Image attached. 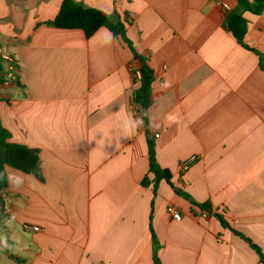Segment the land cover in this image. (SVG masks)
Listing matches in <instances>:
<instances>
[{
	"label": "crops",
	"instance_id": "0c3cea01",
	"mask_svg": "<svg viewBox=\"0 0 264 264\" xmlns=\"http://www.w3.org/2000/svg\"><path fill=\"white\" fill-rule=\"evenodd\" d=\"M63 1L0 0V47L17 60L20 83L0 84V121L9 142L40 151L39 176L6 168L0 246L14 256L6 257L18 264H155L152 218L161 264H263L244 239L203 217L165 181L156 195L142 186L153 178L144 123L131 132L123 127L142 120L132 52L105 27L87 39L81 30L46 26ZM75 1L117 12L148 59L150 130L174 187L264 253V13H244V43L253 52L228 31L216 0ZM170 114L178 120L170 122ZM170 205L182 220L168 215Z\"/></svg>",
	"mask_w": 264,
	"mask_h": 264
},
{
	"label": "trees",
	"instance_id": "16d2710c",
	"mask_svg": "<svg viewBox=\"0 0 264 264\" xmlns=\"http://www.w3.org/2000/svg\"><path fill=\"white\" fill-rule=\"evenodd\" d=\"M235 1L237 2L236 7L226 14V26L228 31L240 45L250 51L256 52V50L250 48L244 43L248 26L244 13L250 12L254 15L263 14L264 0ZM46 26L63 30H81L87 39L91 38L100 28L105 27L114 35V37L120 38L127 44L132 52V67L135 66L136 70L141 75L140 80H137L134 77V71H132L134 83H139L138 88L134 92L133 101L138 105L139 114L144 123L149 156V173L153 177L150 178L149 176H146L141 182L142 186L149 187L152 185L154 194L156 195L159 183L161 181H165L174 189L177 195L185 198L191 204L196 205L208 215L216 217L220 221L223 228L231 230L235 235L244 239L250 247L256 251L260 262L264 264V253L259 246L254 244L249 238L233 230L222 216L212 212L209 205L198 204L188 194L175 188L172 183V175L170 171L162 168L158 163L156 158V145L151 134L148 120V112L152 105V85L154 82V73L148 64V59L140 55L135 50L133 43L127 37L126 25L122 17L117 12L108 14L96 8L86 7L77 3L75 0H64L56 17L52 21L46 22ZM11 58L12 62L8 68L4 67L0 62V84L4 83V74L8 73L13 78V83L20 85L17 73L19 71V65L17 60L12 55ZM9 140L10 134L2 127L0 121V222L4 213L2 192L8 186L6 168L10 167L26 174H33L36 176L40 175V151L26 146L13 144L9 142ZM150 231L152 233L153 260L155 264H161L158 256L161 246L153 232L152 218H150ZM6 255L11 258L14 257L10 252L6 253Z\"/></svg>",
	"mask_w": 264,
	"mask_h": 264
},
{
	"label": "built area",
	"instance_id": "2783aa9c",
	"mask_svg": "<svg viewBox=\"0 0 264 264\" xmlns=\"http://www.w3.org/2000/svg\"><path fill=\"white\" fill-rule=\"evenodd\" d=\"M220 6L222 7L223 11L225 14H227L228 12L231 11V8L229 7V5L225 2V0H216ZM0 62L1 64L8 68L10 63L12 62V58H11V55L6 52L3 48L0 47ZM134 71V77L137 79V80H140L141 78V75L140 73L135 69V70H132ZM18 73V72H17ZM4 85H10V84H13V78L11 77V75H9L8 73H5L4 74ZM136 106V109L138 110L139 112V107L137 104H135ZM193 161V158L182 163V169L183 170H187L188 167H189V164ZM167 213L168 215L173 219V220H176V221H180L182 220L183 218V214H182V211L178 208H176L175 206L173 205H170L168 206L167 208ZM203 217H208L209 215L207 213H204L202 215ZM40 229L35 227L34 228V231L38 232Z\"/></svg>",
	"mask_w": 264,
	"mask_h": 264
},
{
	"label": "clouds",
	"instance_id": "9594fccd",
	"mask_svg": "<svg viewBox=\"0 0 264 264\" xmlns=\"http://www.w3.org/2000/svg\"><path fill=\"white\" fill-rule=\"evenodd\" d=\"M111 36V34H110ZM165 88L166 87H169L170 86V81L168 80H165V83L163 85ZM168 120L170 122H176L178 120V116H175V115H172L170 114L168 116ZM143 125V121L141 119H136V120H125L124 121V124H123V127H124V130L125 132H131L139 127H141ZM14 187H19L18 184L14 183L13 184Z\"/></svg>",
	"mask_w": 264,
	"mask_h": 264
},
{
	"label": "rangeland",
	"instance_id": "374dc122",
	"mask_svg": "<svg viewBox=\"0 0 264 264\" xmlns=\"http://www.w3.org/2000/svg\"><path fill=\"white\" fill-rule=\"evenodd\" d=\"M132 68H133V70L136 69L135 66H133ZM7 249L8 248L5 245H4V247L0 246V258H1L0 264H18L14 261H11L9 258L6 257V253L8 252V250H10V249H8V250ZM12 252L14 255H18V249L17 248H13ZM10 253H11V251H10Z\"/></svg>",
	"mask_w": 264,
	"mask_h": 264
}]
</instances>
